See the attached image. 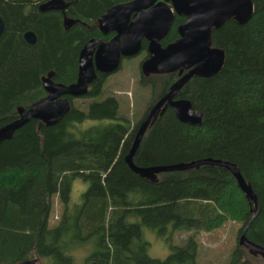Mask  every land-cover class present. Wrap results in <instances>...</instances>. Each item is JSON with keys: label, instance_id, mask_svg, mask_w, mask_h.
Instances as JSON below:
<instances>
[{"label": "trees", "instance_id": "trees-1", "mask_svg": "<svg viewBox=\"0 0 264 264\" xmlns=\"http://www.w3.org/2000/svg\"><path fill=\"white\" fill-rule=\"evenodd\" d=\"M67 16L78 18L69 30L59 11L41 12L35 0H0L5 29L0 36V127L46 95L41 79L76 81L78 57L91 37L107 40L96 20L107 8L128 0H66ZM245 24L225 21L211 34L212 45L225 51L222 69L212 77L193 76L177 92L203 111L201 125L180 122L168 107L150 125L134 155L139 166L165 165L211 157L236 165L256 196L254 204L226 168L201 165L162 172L151 181L125 163L140 118L119 113L116 96H103L98 75L88 93L71 99L68 114L46 126L31 119L0 144V264L36 260V264H74L71 250L92 244L83 264H218L199 260L191 231H209L225 221L239 223L237 244L226 264H264L238 243L246 237L264 247V0H252ZM176 16L162 41L178 37ZM32 30L36 43L24 33ZM146 42L142 49L145 50ZM153 104L177 78L176 72L153 75ZM157 79V78H156ZM106 121L83 128L86 121ZM88 185L82 203L70 204L74 179ZM62 203L52 222L53 199ZM253 217V218H252ZM190 232L171 245L163 259L148 255L143 229Z\"/></svg>", "mask_w": 264, "mask_h": 264}, {"label": "water", "instance_id": "water-1", "mask_svg": "<svg viewBox=\"0 0 264 264\" xmlns=\"http://www.w3.org/2000/svg\"><path fill=\"white\" fill-rule=\"evenodd\" d=\"M170 2L171 6L168 5ZM62 0H49L39 5L41 11L62 10ZM174 12L186 17L178 28L179 37L166 46L160 40L166 36L172 23ZM254 12L252 0H130L109 8L98 18L102 33L115 31L109 41L89 40L80 52L78 74L74 83L65 85L54 82L52 72L42 78L47 93L28 108L19 106V117L0 127V144L12 137L13 133L31 119L39 120L46 126L60 122L70 111L71 102L65 96L86 95L89 85L96 79V71L110 73L115 71L122 56H133L141 50V40L148 42V56L141 63L144 76L187 71L152 105L142 117L128 153L124 156L126 165L136 174L151 181L157 180L162 172L181 171L201 165L226 168L235 177L239 188L254 204L257 213L256 196L251 185L245 181L236 165L218 158H199L188 162L165 165L139 166L133 158L140 146L147 128L170 106L176 118L188 125H201L203 111L195 109L189 99H174L176 93L192 77H212L225 63V51L212 45L211 32L220 28L225 21L233 19L237 24L247 23ZM76 21L65 19V27ZM5 23L0 16V36ZM24 39L29 44L36 43V34L28 30ZM253 218V217H252ZM249 225V224H248ZM246 226L239 235L238 243L250 254L264 256V247L246 237ZM16 264H36V260H25Z\"/></svg>", "mask_w": 264, "mask_h": 264}, {"label": "rangeland", "instance_id": "rangeland-1", "mask_svg": "<svg viewBox=\"0 0 264 264\" xmlns=\"http://www.w3.org/2000/svg\"><path fill=\"white\" fill-rule=\"evenodd\" d=\"M145 52L137 56L126 59L122 62L121 68L116 73L106 77L103 83V96L107 94L115 95L119 100V113L127 115L132 123L141 118L147 105L153 97L151 82L158 83V77H148V82L142 84L139 63L145 58ZM157 78V79H156ZM147 84V85H146ZM149 84V85H148ZM80 100L77 99L76 103ZM106 121H86L83 128H88ZM88 185L81 179L76 178L71 185L69 195L70 204H80L83 201V193ZM53 212L50 217L52 222L59 217L62 203L58 196L53 199ZM239 223L235 221H225L220 227L204 231H191L196 236L199 243V260L201 262H214L226 264L231 257L232 251L237 244ZM190 232L166 230L163 233L154 229H143L145 240L149 243L148 255L151 258L165 259L171 252V245L180 244ZM92 244L84 242L71 250L75 258L74 264H83L84 259L92 252Z\"/></svg>", "mask_w": 264, "mask_h": 264}, {"label": "flooded vegetation", "instance_id": "flooded-vegetation-1", "mask_svg": "<svg viewBox=\"0 0 264 264\" xmlns=\"http://www.w3.org/2000/svg\"><path fill=\"white\" fill-rule=\"evenodd\" d=\"M36 1V3H37V8H38V10L39 11H41L40 9H39V5L40 4H42V3H45V2H47V1H49V0H35ZM128 1H130V0H128ZM128 1H125V2H128ZM159 1V0H158ZM62 2L63 3H65V7L62 9V10H47V11H41V12H51V11H59L61 14H62V24H63V27H64V29L65 30H69L73 25H75L76 23H81L82 25H84L85 27H87V26H89V25H87V23L86 22H84V21H81V20H79L78 18H74V17H71V16H67V14H66V9H67V7H68V5H69V1H66V0H62ZM125 2H121V3H125ZM121 3H117V4H121ZM117 4H114V5H112L111 7H113V6H115V5H117ZM168 5H170L171 6V4H170V2H168ZM111 7H109V8H111ZM109 8H107L103 13H105ZM102 13V14H103ZM102 14H100L99 15V17L102 15ZM176 16H179V17H184V21L183 22H181L180 24H178L177 25V27H176V31H177V28L181 25V24H183L185 21H186V17L185 16H183V15H177V14H175V12H174V17H173V20H172V23H171V25H170V28H169V30H168V32H167V34H166V36H164L161 40H160V45L162 46V47H164V46H166L167 44H162V41L167 37V35L169 34V32H170V30H171V28H172V26H173V23H174V19H175V17ZM98 17V18H99ZM98 18H97V20H96V27H97V29L99 30V32H100V34L102 35V36H107V35H109V38L107 39V40H102V39H100V38H98V37H91V38H89L86 42H85V44L89 41V40H91V39H100V40H102V41H104V42H107V41H109L112 37H114L115 35H116V32L115 31H111V32H108L107 34H104V33H102L101 32V30H100V28H99V24H98ZM65 19H71V20H74V21H76V22H74V23H72L69 27H65V25H64V20ZM32 31V30H31ZM213 31V30H212ZM177 34H178V31H177ZM211 34H212V32H211ZM178 37H179V34H178ZM177 37V38H178ZM176 38V39H177ZM175 40V39H174ZM173 40V41H174ZM143 42H146V46H145V50H143L142 49V47H143ZM172 42V41H171ZM28 43V42H27ZM170 43V42H169ZM168 43V44H169ZM85 44L83 45V47L85 46ZM147 44H148V42L145 40V38H143L142 40H141V50H140V52L139 53H141V52H145V58L144 59H146L147 58V56H148V53H147ZM83 47H82V49H83ZM81 49V50H82ZM81 50H80V52H81ZM138 53V54H139ZM138 54H136V55H133V56H122V58H121V61H120V64H119V66H118V68L115 70V71H112V72H110V73H103V72H99V71H96V78L98 77V75H102V76H104V80L106 79V77H109L110 75H112L113 73H116L117 71H119L120 70V68H121V65H122V62L124 61V60H126V59H131V58H133V57H135V56H137ZM79 56H80V53H79ZM143 59V60H144ZM143 60L141 61V63L143 62ZM141 63H139V68H140V74H141V82H142V84H145L146 82H148V77H150V76H153V75H160V74H150L149 76H144L143 74H142V72H141ZM78 65H79V57H78ZM187 71V69H184L181 73H179V71H175L176 72V79L167 87V89L160 95V97L172 86V84L175 82V81H177L185 72ZM50 72H52L53 73V71H50ZM175 72H171V73H175ZM49 73V72H48ZM171 73H166V74H171ZM78 74V73H77ZM47 76V75H46ZM43 77H45V76H43ZM52 77H53V75H52ZM51 77V79L53 80V78ZM193 77V76H192ZM96 79H94L93 80V82L95 81ZM104 80H103V83H104ZM54 81V80H53ZM54 82H56V81H54ZM92 82V83H93ZM188 82V81H187ZM186 82V83H187ZM56 83H61V82H56ZM74 83V82H73ZM91 83V84H92ZM185 83V84H186ZM41 84H42V79H41ZM63 84V83H62ZM72 84V83H71ZM91 84L89 85V87H88V91H89V88H90V86H91ZM184 84V85H185ZM65 85H69V84H65ZM147 85V84H146ZM149 85V84H148ZM183 85V86H184ZM42 87H43V85H42ZM44 89V88H43ZM45 91V90H44ZM88 91H87V93H88ZM46 93V92H45ZM86 93V94H87ZM47 94V93H46ZM111 95H113V94H111ZM46 96V95H45ZM44 96V97H45ZM85 96V95H84ZM113 96H115V95H113ZM66 98H71V99H78V98H80V97H82V96H80V97H72V96H65ZM160 97H158V99L160 98ZM43 98V97H42ZM178 98H180V97H178L177 96V93H176V95L174 96V99H178ZM41 99V98H40ZM118 99V98H117ZM157 99V100H158ZM39 100V99H38ZM70 100V99H69ZM156 100V101H157ZM37 101V100H36ZM155 101V102H156ZM70 102H71V100H70ZM154 102V103H155ZM34 103V102H33ZM153 103V104H154ZM153 104H151V105H147V107H146V109H145V111H144V113H143V115L141 116V118H140V121H141V119H142V117L144 116V114L147 112V110L149 109V107L150 106H152ZM71 105H72V102H71ZM168 107H170V106H168ZM167 107V108H168ZM166 108V109H167ZM171 108V107H170ZM165 109V110H166ZM175 112V111H174ZM164 113V112H163ZM18 117H19V114H18ZM17 117V118H18ZM17 118H15V119H17ZM158 119V118H157ZM139 121V122H140ZM29 122V121H28Z\"/></svg>", "mask_w": 264, "mask_h": 264}]
</instances>
